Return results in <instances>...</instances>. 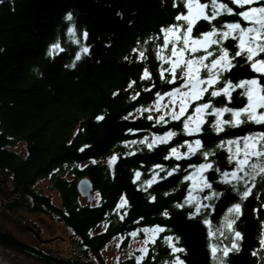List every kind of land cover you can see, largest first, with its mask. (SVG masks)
<instances>
[{
    "label": "trees",
    "instance_id": "trees-1",
    "mask_svg": "<svg viewBox=\"0 0 264 264\" xmlns=\"http://www.w3.org/2000/svg\"><path fill=\"white\" fill-rule=\"evenodd\" d=\"M198 1L207 14L195 20L192 35L202 37L213 28L216 35L208 48L192 54L211 52L205 57L210 67L200 74L205 79L216 73V79L204 84L206 90L185 115L173 119L153 104L174 88L185 87L186 78L180 70L169 71L160 51L167 27L188 25V0H0V203L11 220L17 210H24L62 223L70 231L72 251L68 256L52 253L2 228L0 245L44 264H108L104 249L115 238L127 245L133 232L142 238L144 228L160 225L163 231L146 250H135L115 264H264V173L257 169L253 177H245L251 191L241 197L243 183L233 190L218 179L215 167L208 168L201 175L223 194L208 201L202 199L208 188H194L191 204L184 201L193 180L183 179L191 172L200 183L199 170L189 165L206 161L230 170L236 164L230 157L243 158L248 140L255 141L257 150L264 145V136L249 135L264 133V121L257 122L260 117L251 111H223L222 116L211 111L249 105L252 84L241 85V80L255 78L264 96V73L251 67L264 60V52L249 61L247 49H240L241 31L228 28L231 23L247 28L239 12L262 7L264 0L240 5L234 0ZM68 12L71 19L65 18ZM69 27L74 31L68 32ZM227 28L231 34L221 40ZM259 36H264V27ZM57 41L61 50L49 54ZM85 44L89 52L76 60L75 52ZM222 47L228 49L232 67L217 72L219 66L211 68V60ZM226 81H231L229 94L212 96ZM209 100L200 131L185 130L195 104ZM169 131L174 135L165 136ZM197 139L201 146L189 156L169 155L173 148L177 154L187 152ZM262 160L264 156L250 155L248 164ZM176 165V172L165 175ZM250 171L245 165L243 172ZM83 177L93 183L91 203L78 190ZM197 200L212 203L214 210L202 208L189 216ZM233 204L239 209L229 211ZM165 210L169 215H163Z\"/></svg>",
    "mask_w": 264,
    "mask_h": 264
},
{
    "label": "rangeland",
    "instance_id": "rangeland-1",
    "mask_svg": "<svg viewBox=\"0 0 264 264\" xmlns=\"http://www.w3.org/2000/svg\"><path fill=\"white\" fill-rule=\"evenodd\" d=\"M200 3L198 0H188V10L186 15L184 16V19L191 25L194 24L195 20L201 16H204L206 13V6ZM255 7V6H253ZM252 8V7H251ZM258 8V7H255ZM252 20H247V28L246 27H240L237 29H250V31L241 33L244 36L245 40V49L247 47L254 46L256 38L258 36V33L255 31V26L252 23L253 20H257L258 26L262 25V22L259 17L260 13H254ZM188 25L186 27H182L181 25H172L166 28L167 31H164V41L165 36L168 37L167 42H165L164 50L161 49V57L164 58V60L167 62L168 67L172 68L173 73H176L178 70L181 72L187 67L186 61L192 60L193 65L197 69L198 78L203 79L204 83L198 85V88H205V83L207 80L202 78V75L200 74L203 67H200V62L197 59L196 56H193L192 47L195 46L197 49H206L210 46V44L213 42V37L216 35L215 31H212L211 36H202V37H194L192 35L191 28H188ZM192 27V26H191ZM236 30V29H230ZM228 32V28H227ZM187 37L188 44L184 43V39ZM208 42L205 47H200V44L204 42ZM173 46L176 48V53L173 54L172 49ZM183 48L184 51L181 52L180 49ZM205 56V54L203 55ZM206 57V56H205ZM183 61V62H180ZM173 62H177V66L173 67ZM205 64V59L202 62ZM222 63V61L220 62ZM219 64L215 67L211 68H217ZM259 66V65H258ZM197 73H194L193 75L196 76ZM186 80L191 81L192 77L184 76ZM176 89L175 92L170 91L166 95L162 96L160 99H158L157 102H155L153 105V108L160 109L162 114H176L177 116L185 115L189 109V106L193 99H191V89L192 84L191 83H185V87L180 88H174ZM251 90V99L253 102V105L260 104V97L263 96V92H261V87L259 86V83L252 85ZM184 104V110L181 111V105ZM249 104V103H248ZM262 106V105H261ZM255 107L254 110H251V114L256 117H260V114H258L260 107ZM249 109H252V105H249ZM205 110H201V113H197L194 109L192 113L189 114V124L188 128H194L201 124L198 123V121H201V119H204ZM219 116H222V112L219 114ZM163 137H159L157 139H162ZM253 145H255V141L248 140L246 144L245 152H251ZM256 147V145H255ZM257 149V147H256ZM47 182L44 181L43 185L46 187ZM56 199L58 197L56 196ZM15 220L9 219L5 215L4 209H2V205L0 203V228L9 230L12 232L15 236L23 239L26 242H29L31 244L37 245L41 248H44L45 250H49L52 253H58L63 256H68L71 254V244L69 242V230L65 229L62 223L54 221L51 217L45 214L41 213H29L24 210H17L14 214ZM17 222L22 223L21 226L17 224ZM35 225L40 228L39 234L42 238H45L44 241L40 240L36 237L34 232L28 228L31 227L35 230ZM154 227L144 228L142 231L143 237H138L139 232L135 231L130 235V241L127 245L122 244V238L117 237L115 238L105 249H104V256L107 259L108 264H115L121 257L125 255H132L135 253V250H146L148 247V244L154 240V238L157 236L158 231H153ZM147 229V231L145 230ZM5 250H8L12 255V260L14 261H20L23 260L24 264H44L42 262H39L36 259H32L26 255L19 254L15 251H13L10 248H6L2 245H0Z\"/></svg>",
    "mask_w": 264,
    "mask_h": 264
},
{
    "label": "snow or ice",
    "instance_id": "snow-or-ice-1",
    "mask_svg": "<svg viewBox=\"0 0 264 264\" xmlns=\"http://www.w3.org/2000/svg\"><path fill=\"white\" fill-rule=\"evenodd\" d=\"M234 3L237 4V5H240V4H251L252 0H234ZM201 7H203V5H201ZM220 7L221 8H225L227 10V12H229V13H231L233 11L232 8H227L226 5H220ZM254 13H260L259 19L262 22H264V6L259 7V8L252 7V8H249L247 11H241V12H239V16L244 18L245 20H252L253 19V15H251V14H254ZM71 16H72V13L68 12L66 14L65 18L66 19H71ZM208 19H211V17H208ZM191 26H192L191 23H189L188 28L190 29ZM261 27H264V23H262ZM228 28L229 29H237V28H240V25H239V23H231V24H228ZM73 31H74V28H72V27L68 28V32L71 33ZM164 31H167V30L165 29ZM213 31H215V28H213ZM240 31H241V33H243V32L250 31V29H240ZM251 31H255V30H251ZM230 34L231 33L226 31L220 37V39L223 40L227 36H229ZM82 35H83V37L86 38L88 36L87 31L86 30L83 31ZM202 35L207 37V36H211L212 33L205 32ZM167 39H168V37L165 36V42H167ZM257 39L264 40V36H259L258 35ZM184 43L188 44L187 37H185ZM207 43L208 42L206 41V42L200 44V47H205ZM239 43H240V49L244 50L246 45H245V40H244V36L243 35L240 36ZM60 50H61L60 43H59V41H57L55 43H52L49 46L48 52H49V54H53L54 55V54H56V52H58ZM180 51L183 52L184 49L181 48ZM192 51H196L195 46L192 47ZM88 52H89V46L86 45V44L82 45L80 47V50L75 52V59L79 60L81 55H82V53H88ZM172 52H173V54L176 53L175 46H173ZM227 52H228V49L222 47L220 49V55H218L215 59L211 60V67H215V66H217L219 64V68L217 69V72H219L220 70L232 67L231 63H229V61L231 60V57H229L227 55ZM257 52H264V43L254 44V46L247 47V53H246L247 59L249 61H252L253 56H255L257 54ZM235 55H240V51H237L235 53ZM205 56H211V52H206ZM205 56H200V57L194 58V59H197L200 62V65H199L200 67L208 68V67H210L209 65H205V64L202 63L204 61V59H205ZM221 61H223V63H220ZM180 62H183V61H180ZM186 64H187V67L181 72V75L192 77L191 81L185 80V83H191L192 84L191 99L198 100L199 96L203 94V92L206 90V88H198L197 86L200 85V84H203L204 80L198 78L197 69L193 65V61L192 60L186 61ZM72 66H74V64ZM175 66H177V62H173V67H175ZM251 67L253 69H255L257 72H259V73H264V60H256V61H254L251 64ZM172 70H173L172 68L169 69V71H172ZM194 73H197V75L194 76L193 75ZM173 79H175V75H173ZM205 79L207 80L208 84H214L215 83V79H216V73H213V74L207 76ZM239 83L241 85H245V84L254 85V84L257 83V80L255 78H253L251 80H241ZM229 84H231V81H226L223 88L213 89L212 92H211V95L212 96H216L218 93H221V92L225 93L226 95H228L229 94V87H228ZM172 91L175 92L176 89H173ZM251 95H252V93H251V90H250L249 91V105H252V109H249V105H245V107H243V108H236V109L212 107L211 111L216 113L217 115H219L223 111H230V112H233L234 114H239V113H243V112H246V111L254 110L255 107H259L261 105H264V96L260 97V104L253 105V102H252V99H251ZM157 96H159V93H157ZM229 98H230V96H229ZM209 104H211V100H209L207 103H199L198 102V103L195 104V111L197 113H201V110L207 109L209 107ZM183 110H184V104L181 105V111L183 112ZM99 118L100 117H97V119H99ZM172 118L173 119H177L178 116L176 114H173ZM248 118L249 119H253V116L249 115ZM159 119L163 120V117H160ZM189 119H186L184 121V129L188 130L190 132H199L200 128L198 126L194 127V128H191V129L188 128ZM261 121H264V112L260 113V120L257 121V122H261ZM166 122L167 121H165V123ZM200 122H202V119H201V121H198V123H200ZM236 122L239 123L240 121L237 119ZM216 130L220 131V128L217 127ZM128 131L131 132V131H134V130L133 129H129ZM164 135L165 136H171V135H174V133L169 131V132H166ZM249 135L264 136V133L249 134ZM237 139H239V138H237ZM245 140H247V137H245ZM185 143H189V142L185 141ZM193 143H194L195 147H193V144H189V150L187 152L177 154L176 149L173 148V149L170 150L169 155H179V156L187 157V156H189L190 154H192L195 151V148H199L201 146V141L199 139L195 140ZM229 143H231V141H229ZM221 144H223V142H221ZM148 146H149V148L152 147L151 144H149ZM209 154L210 153L206 152V151L202 153V155L204 157H207ZM250 155L251 156H256V157L264 156V145H262L259 150L256 149L255 145H253V148H252L251 152L250 153L249 152H245L243 158H239L238 159L235 156L230 157V163H231L232 160H236L235 167L231 168L230 170L226 169V170L221 171L218 168V166H215L211 161H206L204 163H200L199 165H195V166L189 165V167H194V168L199 170L197 172V175L201 176V182L197 183L196 182V176H194L193 173H191V172L188 175L183 177L184 180H189V179L193 180V184L189 185L188 195L185 197V201L184 202L185 203H189V204H191L193 202V189L194 188H199L201 190H203L204 188H208L209 191H208L207 195L202 197V199L208 200V201H212L213 199H218L223 194L222 191H216L215 189H213L212 188V182L207 181V179L201 175L206 169L212 168V167H215L216 171L220 172V176L218 177V179L222 183H224L226 185H232L233 186V190H236L235 189V185L243 183L245 185V190L243 192H241L240 195H241V197L247 196L249 194V192L251 191V189L249 187H247L248 179H245V177L246 176L248 178L253 177L256 174V170L257 169H259L260 172L264 173V160L255 161V162H253V163H251L249 165L248 161H249V156ZM112 159H115V157H112ZM245 165H248L251 168L250 172H243V169H244ZM178 169H179V165H176L175 167L170 169L169 172L165 173V175H169L172 172H176ZM241 173H243V174H241ZM153 178L155 179L156 177L154 176ZM146 183H151V181H147ZM177 206L178 207H182L183 205H177ZM194 207H195V211L190 212L188 214L189 216H195L197 213H201L202 208L203 209H212V210H214L212 203L201 204L199 202V200H197V202L195 203ZM239 207H240L239 204H233V205L230 206V208L228 210L231 211L233 208L238 210ZM204 214L206 216L208 215V213H204ZM163 215H165V216L169 215L167 210H165L163 212ZM203 222L205 224H210V221L208 219H205ZM145 230L147 231V229H145ZM153 231L154 232L155 231H163V227L160 226V225H155L154 228H153ZM209 234L211 235V232ZM235 235L237 237H239L241 234L239 232H236ZM165 239H171V238L170 237H165ZM177 239H179V237H177ZM234 247H237V250H238V246H236L234 244ZM172 250L174 252L175 251H179V249H177L175 246H173ZM213 251H215L214 248H213ZM227 251L228 250L225 249V253H227ZM136 259H137V261H139L140 259H142V256L141 257H136ZM178 259L179 258L177 257V260ZM179 264H183V261H179Z\"/></svg>",
    "mask_w": 264,
    "mask_h": 264
},
{
    "label": "water",
    "instance_id": "water-1",
    "mask_svg": "<svg viewBox=\"0 0 264 264\" xmlns=\"http://www.w3.org/2000/svg\"><path fill=\"white\" fill-rule=\"evenodd\" d=\"M78 190L80 194L87 198L88 202H92L94 200L95 195L93 194V183L88 177H83L77 182ZM30 230L34 232L37 238L44 241L37 230L28 226Z\"/></svg>",
    "mask_w": 264,
    "mask_h": 264
},
{
    "label": "bare ground",
    "instance_id": "bare-ground-1",
    "mask_svg": "<svg viewBox=\"0 0 264 264\" xmlns=\"http://www.w3.org/2000/svg\"><path fill=\"white\" fill-rule=\"evenodd\" d=\"M12 254L8 252V250L3 249L0 247V264H24L23 260L14 261L12 260Z\"/></svg>",
    "mask_w": 264,
    "mask_h": 264
}]
</instances>
